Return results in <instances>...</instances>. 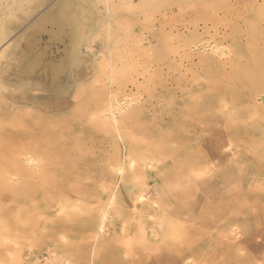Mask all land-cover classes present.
I'll return each instance as SVG.
<instances>
[{
	"label": "rangeland",
	"instance_id": "1",
	"mask_svg": "<svg viewBox=\"0 0 264 264\" xmlns=\"http://www.w3.org/2000/svg\"><path fill=\"white\" fill-rule=\"evenodd\" d=\"M55 1L0 0V37L8 36L0 44H7L0 46V264H264V111L257 110L264 107V0H95L100 20L82 45L94 63L82 68L83 79L76 81L83 106L72 103L62 112L80 110L84 119L78 131L85 136L75 139L76 129L55 140L56 132L42 131L39 140L46 144H34L28 150L33 161L25 163L38 172L18 176L8 172L10 158L18 153L12 146L17 134L23 138L24 130L42 121L31 107L49 96L51 86L43 73L24 69L23 61L33 55L28 49L41 45H47L49 58L59 59L66 41H50L38 26ZM48 28L52 26L46 23ZM214 91H222L218 104L226 117L240 115L243 132L226 127L223 116L219 122L200 121L203 111L197 104L204 93L212 97ZM20 95L30 98L25 102L30 105ZM113 99L118 102L116 115L135 110L122 125L121 137L113 131L92 133L93 119L108 122L111 117L98 114V101ZM92 109L96 114L88 117ZM167 116L171 126L157 125ZM183 117L187 127L178 126ZM174 134L182 139H167ZM122 142L131 144L138 158L143 156L139 149L156 157L151 176L171 170L167 179L151 178L143 188L150 206L160 204L145 220L136 213L134 198L127 203L123 193L114 196L108 209L85 207H90L92 190H101L106 157L119 151ZM74 143L92 166L89 179L84 174L82 180L88 192L77 196L68 191L72 183L55 185L49 165L64 156V149L73 163L67 162V169L74 167V157L79 158ZM216 143L220 159L210 155ZM132 189L135 193L140 188ZM103 218L100 233L107 242H94L92 233Z\"/></svg>",
	"mask_w": 264,
	"mask_h": 264
},
{
	"label": "bare ground",
	"instance_id": "2",
	"mask_svg": "<svg viewBox=\"0 0 264 264\" xmlns=\"http://www.w3.org/2000/svg\"><path fill=\"white\" fill-rule=\"evenodd\" d=\"M23 9H25V8H23ZM29 10H31V9H29ZM15 12H17V11H15ZM15 12H13V13H15ZM102 17H103V14H102ZM39 18H40L39 19V22L40 23L38 24V26L42 30L48 32L49 37H50V39H49L50 41H53V42H55V41L56 42H62L63 41L62 39L66 40V41H64L65 43L63 45V50H62L63 51V55L59 59H52V58H49L48 57L49 55L46 52L47 45H41V46L38 45L39 47L36 46L37 49H32V47L30 49H28V50H30L29 52H31L33 55H32L31 58L26 59V60L23 61L24 69L26 68L28 70V68L31 67L30 69L34 70L33 72L38 71L40 73H43L45 77H48L49 78V80H50L49 81L50 82L49 84L51 86H50V89H49L50 90L49 96H47L45 99L41 100L39 102V105L38 106L36 105V103L35 104L33 103V106H32V103H31V106H32L31 107L32 114L34 112L36 114V116L39 117V120L42 119V121H39V123L38 124H35L33 127H31V125H30V127L27 130V132H26V130H24V132L22 133L23 134V138H19L18 137V134H17V136L15 138L16 141L14 142V145L12 146V148H14V150H18V153L14 156V158H10V162H9V166H8V169H9L8 172H14L18 176H27V175H29V173H33V172L36 173V172H38V170H31V169H28L25 166V163H28L29 164V163H31V161H33V158L31 159L29 157V155H30L29 153L32 152V151L29 152L28 150H30V148L31 149H34L33 148V145L34 144L37 147H40V145L42 143H45L46 144V142H44L43 139L39 140L38 134H40L42 131H45V130L46 131L48 130V132H50V134L53 133V132H56L57 133L56 134L57 137L55 138V140H56L59 136H62L63 134H65L68 131H75L76 129L78 131L79 125L81 124V121H82L81 118L83 116V115H81L80 110L77 111V109H76L74 112H71V113H68V114H64L62 112H63V110L67 109L68 106H71L72 103L75 104L77 108H81L83 106V104H82V98H80L82 93H81V90L79 91V83L76 82V81H78V79H80L81 77L83 79V76L81 75L82 74L81 73L82 72V68H85L87 65L94 63V59L91 56H89L87 53H84L82 51V45H84V43H86L87 38L89 36L88 34L91 33L94 30V28L96 27V24L99 22L100 15L97 12L95 0H56L49 8H47L45 10L44 13H42L41 17H39ZM16 21H19V20H16ZM6 22H8V21H6ZM46 23H47V25L50 24L52 26V28L51 29L48 28L49 30H45L44 28H45V24ZM85 23H87V32H84L83 31V24H85ZM7 24L8 23H6V25ZM5 28L7 29V27H4V29ZM38 30H40V29H38ZM3 32H1V33H3ZM31 32H34V31H31ZM6 37H8L7 34L6 35L3 34L0 37V44L5 40ZM17 38H19V37H17ZM15 40H16V38H15ZM32 40L30 42H34V40L33 41ZM35 40L37 41V43L38 42L40 43V40L41 39L40 38H37ZM6 46H7V44H3L1 47H3V49H5ZM28 46H30V45H28ZM10 47H12V46H10ZM19 65H20L19 67H21V64H19ZM21 69H23V68H21ZM19 71H20V68H19ZM21 71H23V70H21ZM28 72H30V70H28ZM32 77H30V78H32ZM194 85H196V84H194ZM203 85H205L204 82L202 83V86ZM232 85H234V84H232ZM191 89H193V88H191ZM222 89H220V90H222ZM249 90L250 89H248V91ZM222 91H217V92L214 91L216 93L213 94L212 97H208V93H204L205 96H204L203 101H201V102H199L197 104V107H199L198 108V111L199 110L200 111H203V114L202 113L200 114L201 115L200 121L201 120L202 121H207V120H213V121H215L216 120V122H219L218 117H220V116L226 117L224 115L223 110L220 108V106L218 104L219 101H222V99H220V94H221ZM68 95H70L72 97V99L68 100V98H67V97H69ZM20 96H21L20 99L21 98L24 99V102L23 101H21V102H23V103L29 102L30 98L25 99V97H22L23 95H20ZM23 99H21V100H23ZM116 101H117V99L115 101L113 99V100H111V101H109V102H107L105 104H103L102 102L98 101L97 105L95 106L96 109L98 108V111H97L98 114L102 113L101 115L103 117H106V116H108L110 114L111 117L108 116V117H110L108 122L102 120L100 117L97 118V119H93V122H91L89 124V127L92 128L91 129L92 130V133H95L96 132V131H94L95 129L101 131L104 134H111L112 131H113V132H117V134L119 135L118 137H121L120 135L122 134V131L124 129L122 127V125L125 124L126 119H129V118L133 117L132 114H134V111L135 110H132V111L129 110V111H127L126 112V115H123V112H120V113H118L116 115L114 113V111H115L114 110V107L118 103ZM26 104H29V103H25V105ZM121 106L119 108H121ZM115 108H117V106ZM73 109H75V108H73ZM223 109H224V107H223ZM257 110L259 112L260 111H264V107H263V109L259 107V108H257ZM94 111H95V109L90 110V114L88 115V117H90V115H92V113L94 114L95 113ZM49 113L52 114V115H48L47 116L46 114H49ZM251 114H252V112H251ZM198 115L199 114H197V116ZM257 115H258V112H257ZM46 116L49 117V118L46 119L47 118ZM137 116H139V115L137 114ZM239 116L240 115L238 114V116L237 115H234V117L232 115L233 118H230V116L229 117H226V121L228 122L227 125L224 123L226 125V127H228L230 130H232L231 129V126H233V129L234 128H237V129H239L240 131L243 132V130H245L246 128L244 126L242 127V123L243 122H240L241 120L240 121L238 120L240 118ZM228 118H230V119H228ZM82 119H84V118H82ZM179 122L180 123H178V126H185V127H187L188 124H189L186 121V118H184V117L181 118L179 120ZM132 123H134V122L132 121ZM171 123H172V119H170L167 116V119L160 118V120H158V124L157 125H159V126L166 125L167 127H169V125ZM181 123H183V124H181ZM178 126H177V128H178ZM196 128H198V126H196ZM164 129L167 130L166 128H164ZM130 130H131V128H130ZM178 130H180V129L178 128ZM160 133H162V132H159L158 135H160L162 137V134H160ZM78 134L79 135L75 139H78L80 136H85L84 130L82 132L78 131ZM168 135H166V137H167V139H169L171 141H176V140L179 141V140L182 139V135L181 134H174V136H172L170 138H169ZM107 136H108L107 137V139H108L109 138V135H107ZM200 136H202V135H200ZM111 137H114V135L111 136ZM183 138H184V136H183ZM81 139H83V138L81 137ZM115 139L117 140V138H115ZM116 140L115 141L113 140V141L116 142ZM125 140H127V139H125ZM51 141L53 142L54 141V138H52ZM211 141L212 140H210V142ZM59 142H56V144L57 143L59 144ZM88 142H89V140H88ZM104 142H105V140H104ZM99 143H101V142H99ZM156 143H157V141H156ZM47 145L50 147L51 142L50 143H47ZM54 145H55V143H54ZM71 145H72V143H71ZM75 145H79V144L78 143H74V150L76 151V154L78 153L79 158L74 157V160H75L74 161V167H70V168L68 167V169H67V164H68L67 162H69L71 164L72 163V160H69V158H68L69 153L66 152L64 149H60L61 150L60 151L61 154L64 153V156L61 155L62 157H59L58 156L57 159L54 158V160L52 162L54 165L52 163H49L48 162L49 165H50V168L56 174L53 177V179H54L53 181H54L55 185H58V184L60 186L63 185L60 182L72 183L70 185V187H69L70 190H68L70 192V194L73 193L72 196L73 195L74 196H77V195H81V194H83L85 192H88L86 190L87 184H85L82 180H83V175L84 174H85V177L86 178L88 177V179H89V177L91 175V174L89 175V173H90V170L92 169V166L91 165H86V163L84 161L87 158V155L86 154H82L83 152L81 151V148L80 147H76L75 148ZM22 146H23V150L25 149L26 151H23V150L20 151V148ZM92 146H97V145H92ZM121 146L122 147L119 149V151L115 150L111 155L110 154L109 155L107 154L108 156L105 159L107 167H104L102 169V172L100 173L101 176H99V178L103 179L102 181H104L102 183L101 190H99L97 188H95V189L92 190L91 197H88L90 199L89 201L91 202V204L89 205L90 207H88V205H86L85 207L86 208H89L90 211H91V209H95L94 207H96L98 205H100V207L98 206L99 209H102V208L103 209H105V208L108 209V207L111 205V200H113L114 196H116V194L123 193L124 194V197L126 198V202L127 203H129L128 200H130V199L132 200L134 198L133 199L134 202H135V203H133L134 204V209H135V207H137L138 209H137V212L136 213L140 217H142V219H144L143 216H145V215L147 216L148 211H150L151 209H156L157 210V208L159 207L160 204L155 203L153 201L152 203L157 204L158 206H155V208L153 207L154 204L150 206V204H149L150 201L147 198V193H145V189H143V188H146L149 185V179H151V178H153V179L154 178H157V177H160L161 178V176H163L164 177L163 179H165V178L167 179L168 178V175H170V171L171 170H169L168 168H164V170H162V174H161L160 170H158L157 172H154V175L153 176H151L152 172H150L149 169L152 168V166H151L152 165V160L154 158H156V157L149 156L151 153L149 151L145 150V149H139L138 153L139 152H140V154L143 153V156H142V158H138V156H136V154L132 150L134 148H133V146L131 144H129V143L126 144V142L125 143L122 142L121 143ZM169 146L170 145H166V150H167V148H169ZM215 146L216 147H214V150L210 152V155L213 153V156H216L218 159H220V157H222L221 147H219L218 143H216ZM92 148H94V147H92ZM43 149H45V148H43ZM156 149L160 150L158 147H156ZM33 151H35V150H33ZM54 154H55V156L58 155L55 152H54ZM54 154H51V156L54 155ZM73 156H76V155L73 154ZM92 156H94V155H92ZM80 157H82V160H81ZM52 165H53V167H52ZM176 165H177V163L172 164L169 168L171 169L173 167H176ZM93 168H94V166H93ZM58 170H60V171L58 172ZM93 170H94V173L93 174L94 175H97V173H95L96 170L95 169H93ZM181 175H182V173H181ZM37 176L38 177H42V175H40V174H37ZM94 177L96 178L97 176H94ZM132 186H136V187L140 188L139 191H136L134 193L133 192V189H132ZM152 190H153V188H152ZM91 205H94V206H91ZM74 206L76 208L79 207L77 204H75ZM82 209H84V208H82ZM103 213H105V211ZM153 214H155V210H154V213ZM104 215L105 214H103V216ZM70 216H69V218H70ZM105 216H104V218H105ZM152 216L155 218L154 215H152ZM157 216H158V214H157ZM90 217H92V216L90 215ZM104 218H103L102 221H98V223H97V229L98 230L96 229L95 230L96 232L94 231L95 233H92L93 234L92 237H93V241L94 242L95 241L96 242H101V243L107 242L106 239L103 238V236H105V235H102L100 233L105 228V226H104V222H105ZM67 219L68 218H66V220ZM92 219H94V218H92ZM80 220H82V219H80ZM84 222H86V221H84ZM105 224H106V222H105ZM70 226H71V224H70ZM150 227H152V226L150 225ZM91 230H93V227L91 228ZM144 234H145V236L147 238L146 233H144ZM179 236H181V235L179 234ZM147 240H149V237L147 238Z\"/></svg>",
	"mask_w": 264,
	"mask_h": 264
},
{
	"label": "crops",
	"instance_id": "3",
	"mask_svg": "<svg viewBox=\"0 0 264 264\" xmlns=\"http://www.w3.org/2000/svg\"><path fill=\"white\" fill-rule=\"evenodd\" d=\"M183 230H185V229H183ZM181 235V234H180Z\"/></svg>",
	"mask_w": 264,
	"mask_h": 264
}]
</instances>
